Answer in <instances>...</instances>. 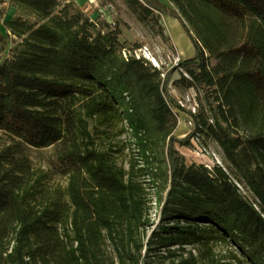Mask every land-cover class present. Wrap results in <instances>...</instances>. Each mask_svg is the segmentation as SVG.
Listing matches in <instances>:
<instances>
[{
    "label": "trees",
    "instance_id": "1",
    "mask_svg": "<svg viewBox=\"0 0 264 264\" xmlns=\"http://www.w3.org/2000/svg\"><path fill=\"white\" fill-rule=\"evenodd\" d=\"M170 2L123 0L164 40L162 14L182 25L195 53L174 80L135 55L141 43L120 40L119 20L74 0H0V264H220L212 241L264 264V0ZM10 7L19 13L6 19ZM170 84L193 91L194 111ZM176 109L193 125L181 139ZM94 117L126 120L133 148L98 143ZM194 137L213 141L225 166L186 163L176 144ZM28 147L52 148L47 170L33 169ZM52 174L66 186L47 187ZM150 189L162 223L145 243ZM169 244L199 256L159 262L176 257L155 253Z\"/></svg>",
    "mask_w": 264,
    "mask_h": 264
},
{
    "label": "rangeland",
    "instance_id": "2",
    "mask_svg": "<svg viewBox=\"0 0 264 264\" xmlns=\"http://www.w3.org/2000/svg\"><path fill=\"white\" fill-rule=\"evenodd\" d=\"M159 1L168 7H174L170 0ZM2 7H6V3L1 4L0 9ZM79 7L86 11L91 17L99 14L107 21L113 23L117 22V20L121 21V23H119V27L122 31L120 40L128 41L129 43H141V47L134 51L135 55L143 56L157 68L163 69L165 71L171 69V80L179 78L181 68L175 69V67H178L180 60L191 57L195 53L193 44L182 28L180 22L176 18H173L167 14H162L160 16V23L163 28V33L168 39L164 40L160 35H158L156 28L145 26L140 21H138L125 6L123 0H93V2L90 4H86L84 8L81 6ZM18 13L19 12L14 8L10 7L4 15V18L9 19ZM0 31L5 32L4 27L1 25V20ZM169 87L170 92L176 97V99L179 100L181 106H183L186 110L194 111L195 95L192 90L176 88L171 84ZM186 110H175L178 117V125L177 129L175 130V136L179 139L186 137V135L191 132L193 127ZM88 122L90 129L92 130V134L98 143L103 144L112 142L114 143L115 148H133V139L126 120L121 121L114 119L111 121H104L100 118L94 117L88 118ZM7 141L8 136L5 133L0 132V146ZM176 147L184 155L186 163L196 162L204 163L205 165L209 166L214 164L225 166L222 160L221 151L213 141L202 139L198 140V138L194 137L190 139V145L179 146L176 144ZM51 152L52 148L50 147L40 149L28 147L25 149V154L29 157L31 165L35 171L38 169L47 170L48 159L51 157ZM126 152L128 153V151L125 150L123 154L118 156L120 163H125L126 159L128 158ZM130 153L131 152H129V154ZM46 181L47 187L49 188L59 187L62 189L67 184L65 177L56 174L49 175ZM150 192L152 196V202L148 216L149 224L141 231V236L145 243L150 241L152 238V232L156 230L162 223L160 221V206L154 202L151 189ZM181 224H183V222H181ZM210 245L212 246L213 252L211 251L208 257L210 258L212 256L215 258L214 255L217 253L219 257L222 256L220 264H247L246 261L241 263L230 259L229 248L231 247L234 251L237 250L229 243L226 245L212 241ZM144 249L146 250V247ZM107 250L109 254L113 255L114 250L110 243L107 244ZM169 250L174 251L176 257L163 259L159 257V262L164 261V263H168L173 258L177 261L178 256L186 257L189 252L195 256H199L198 248L192 245H184L180 247L177 244H169L165 247L156 248L155 253L157 255H164ZM200 257L197 258L198 264H206V261L209 260L208 258L200 260ZM208 263L210 264L209 261Z\"/></svg>",
    "mask_w": 264,
    "mask_h": 264
},
{
    "label": "crops",
    "instance_id": "3",
    "mask_svg": "<svg viewBox=\"0 0 264 264\" xmlns=\"http://www.w3.org/2000/svg\"><path fill=\"white\" fill-rule=\"evenodd\" d=\"M74 1L82 8H84L86 4H90L91 2H93V0H74Z\"/></svg>",
    "mask_w": 264,
    "mask_h": 264
},
{
    "label": "built area",
    "instance_id": "4",
    "mask_svg": "<svg viewBox=\"0 0 264 264\" xmlns=\"http://www.w3.org/2000/svg\"><path fill=\"white\" fill-rule=\"evenodd\" d=\"M136 56H138V55H136Z\"/></svg>",
    "mask_w": 264,
    "mask_h": 264
}]
</instances>
